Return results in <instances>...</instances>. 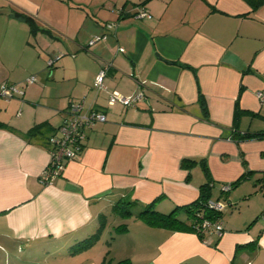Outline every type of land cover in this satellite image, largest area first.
<instances>
[{"label":"crops","instance_id":"obj_1","mask_svg":"<svg viewBox=\"0 0 264 264\" xmlns=\"http://www.w3.org/2000/svg\"><path fill=\"white\" fill-rule=\"evenodd\" d=\"M139 7L146 16L137 15ZM30 76L35 81L27 83ZM3 82L23 94L0 97V264L8 256L12 264L44 251L57 256L61 246L93 234L102 218L98 241L107 232L111 250L123 243L129 252L121 260L130 264H264V139L237 137L264 130L257 96L264 91V4L253 10L246 0H0ZM112 91L143 96L109 105ZM77 100L103 111L106 121L86 131L80 157L44 185L48 138ZM204 183L210 200L224 205L220 237L137 216L150 204L162 213L186 205ZM125 201L140 207L131 211L146 224L135 221L137 233L127 224L122 232L108 226L122 218L115 205ZM20 250L27 251L22 261Z\"/></svg>","mask_w":264,"mask_h":264},{"label":"built area","instance_id":"obj_2","mask_svg":"<svg viewBox=\"0 0 264 264\" xmlns=\"http://www.w3.org/2000/svg\"><path fill=\"white\" fill-rule=\"evenodd\" d=\"M137 15L146 16L147 11L144 8L139 7ZM111 26H113V24L107 25L108 28ZM105 37L106 36L103 34L95 35L88 41V43L89 45H92ZM48 63L51 64L52 60H49ZM104 76L105 70L101 69L94 79V87L96 91L102 88ZM34 81V76H30L27 79V83H32ZM22 94L23 91L18 89L15 85L4 82L0 84V97L5 101H10L13 97ZM142 96V91L132 95H123L118 91H112L108 95L107 102L109 105L119 102L123 105L129 106ZM257 96L260 101H264V91H258ZM103 121H106V114L103 111L95 109L85 100L71 101L66 108L62 122L48 138L49 160L40 175V182L44 185L49 184L56 176L64 171L65 166L69 161L78 159L81 155L86 131L92 128L96 122ZM231 187V183H226L222 186V189L227 191ZM208 206L216 211H222L224 207L223 203L214 200H209ZM195 227L196 230L202 234L211 233L218 237L222 236L224 232L220 218H202Z\"/></svg>","mask_w":264,"mask_h":264},{"label":"trees","instance_id":"obj_3","mask_svg":"<svg viewBox=\"0 0 264 264\" xmlns=\"http://www.w3.org/2000/svg\"><path fill=\"white\" fill-rule=\"evenodd\" d=\"M250 5L252 6V9L255 10L262 4H264V0H246ZM16 15L23 16L27 20H30L31 18L19 11H15ZM31 23V26L34 27L33 23ZM40 125H36L32 127L29 131H33L34 129L38 128ZM239 139H264V130H260L257 132H246L244 134H241L240 136L237 135ZM191 161L189 159H184L182 161V166H188ZM243 179V176L240 177L235 182L231 183L233 186L237 182ZM210 194H211V188L208 183H204L200 187V194L197 199L194 201L180 206L175 207L173 210L167 213H162L159 211H156L151 208L152 204L148 205V207L141 210L137 216L139 218H142L144 221L151 225H155L158 227H165L171 230H191L196 232L200 237L203 239L205 238L206 234H202L196 230L195 225L198 224L202 218H211V219H217L221 218L222 211H216L208 206V201L210 200ZM130 202L125 201L124 203H117L115 205V211L120 214L121 216H131L132 212L128 209ZM179 209L184 210V218H181L179 216ZM105 226V220L102 218V221L100 223V226L97 228V230L89 235L88 237L82 239L81 241L76 243V249L82 250L90 247L94 243H96L97 240H99L100 235L102 233L103 227ZM126 224L118 225L115 228V232H122L126 230ZM117 264H130L128 260H120L117 262Z\"/></svg>","mask_w":264,"mask_h":264},{"label":"rangeland","instance_id":"obj_4","mask_svg":"<svg viewBox=\"0 0 264 264\" xmlns=\"http://www.w3.org/2000/svg\"><path fill=\"white\" fill-rule=\"evenodd\" d=\"M128 209L132 212L137 211L140 209L139 206H130V208L128 207ZM223 211V210H222ZM225 211V210H224ZM226 213H224L225 216ZM111 215L113 216V214L111 213ZM135 218L131 217V216H122V218L120 216H114L113 218L108 219V226H115L117 227L118 225L121 224H127V226L131 229H133V233L134 231L138 230L140 225L136 224L135 221H139L142 224L141 225H146L145 222L143 220H134ZM113 226V227H114ZM111 228V227H110ZM112 229V228H111ZM135 229V230H134ZM113 231H115V228L113 229ZM112 232V230H111ZM138 231H136L137 233ZM134 234H132L133 236ZM101 236V235H100ZM130 236V237H132ZM135 236V235H134ZM133 236V237H134ZM101 238V237H100ZM99 238V239H100ZM105 239H107L108 241L111 240V238L109 237V234L106 232L105 234V238L103 237L101 239V241H96V243H94L93 245H91L90 247L86 248V249H82V250H78L76 249V244L71 245V246H66L63 245L61 246L59 249H57V256H53V255H48L47 252H43L41 254L38 255L37 259L33 262H29L27 261L26 264H73V263H78L77 261H84L85 259L88 258H92V259H97L100 260L101 263L103 262V264H117L118 261H120L121 259H123L124 257H122L124 254H127L126 251L129 252V250L125 251V248L123 246V243L119 246H121L120 249H110V246L107 245L105 242ZM132 238H128L125 240V242L130 243ZM136 239H137V235H136ZM138 239H139V235H138ZM123 246V247H122ZM126 247H130V244H127ZM22 250H20V260L22 261L23 257L26 255V253L23 252V254L21 253ZM59 257V258H58ZM3 260L2 264H12V260L10 261V257H7V260ZM16 264H22L21 262H16ZM240 264H248V259L242 258Z\"/></svg>","mask_w":264,"mask_h":264}]
</instances>
